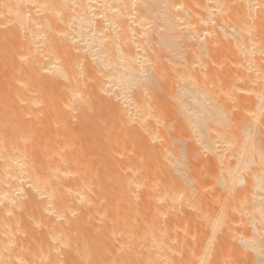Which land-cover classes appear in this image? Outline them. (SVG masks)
Wrapping results in <instances>:
<instances>
[{
  "label": "bare ground",
  "instance_id": "obj_1",
  "mask_svg": "<svg viewBox=\"0 0 264 264\" xmlns=\"http://www.w3.org/2000/svg\"><path fill=\"white\" fill-rule=\"evenodd\" d=\"M0 264H264V0H0Z\"/></svg>",
  "mask_w": 264,
  "mask_h": 264
}]
</instances>
